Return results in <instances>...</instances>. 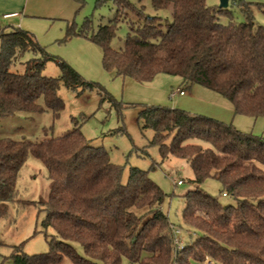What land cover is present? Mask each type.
<instances>
[{
    "label": "trees",
    "instance_id": "trees-1",
    "mask_svg": "<svg viewBox=\"0 0 264 264\" xmlns=\"http://www.w3.org/2000/svg\"><path fill=\"white\" fill-rule=\"evenodd\" d=\"M74 1L79 9L86 2ZM108 1L115 7L112 19L97 30L90 18L81 26L69 22L60 43L84 38L102 49L104 68L118 76L140 83L160 74L177 76L190 88L200 85L222 95L236 116L264 119V26L256 25L251 10H264V4L235 1L247 21L223 24L220 15L231 13L207 0H152L155 11H171L165 29L161 18L147 17L144 0L138 5L98 0L96 9ZM129 15L139 23L131 25L116 50L112 43ZM52 60L60 78L43 74ZM61 84L78 96L85 90L105 91L50 56L32 33L19 28L1 32L0 121L17 113L52 111L57 117L65 108ZM138 121L142 130L153 131L150 145L159 147L163 160L174 157L192 168L195 187L186 194L185 230L162 211L166 194L149 171L132 169L123 183V168L111 162L107 151L91 146L79 128L37 142L0 138V220L16 198L29 155L45 165L50 180L48 199L41 203L44 226L55 233L50 251L35 256L15 251L13 264H264V137L162 106L143 107ZM208 179L219 181L230 204L203 190ZM176 229L184 238L182 249Z\"/></svg>",
    "mask_w": 264,
    "mask_h": 264
},
{
    "label": "rangeland",
    "instance_id": "rangeland-1",
    "mask_svg": "<svg viewBox=\"0 0 264 264\" xmlns=\"http://www.w3.org/2000/svg\"><path fill=\"white\" fill-rule=\"evenodd\" d=\"M85 1V5L79 9V4L74 0H57V21L40 20L37 31L42 41L38 38V42L50 56L64 60L87 82L96 83L105 91L85 90L78 96L61 84L58 93L65 108L57 117L52 111L17 113L0 121V138L37 142L61 137L79 128L91 146L107 151L111 162L123 168V183L128 181L132 169L149 171V178L166 194L162 211L174 226L183 228L182 212L186 194L195 187L192 168L181 159H162L159 147L150 145L153 131L141 129L138 121L141 109L147 106L177 108L259 137H264V119L236 116L232 104L222 95L200 85L190 88L177 76L160 74L147 83L118 76L115 71L104 68L102 49L84 38L75 37L66 44L60 43L68 21H75L81 26L86 18H90L97 30L100 23L114 17L115 7L111 2L96 9L98 0ZM128 1L139 4V0ZM244 1L264 4V0ZM207 3L219 9V0H207ZM142 5L147 17L161 18L166 29L171 22V11H155L152 0H144ZM226 10L231 16L220 15L221 23L247 21L246 15L234 2L231 1ZM251 10L256 25L264 26V10L257 7ZM138 23L135 15H129L122 21L112 47L116 50L122 48L124 40L131 33V25L136 27ZM30 57L27 55L26 59ZM17 69L23 71L22 66ZM43 74L60 78L61 70L57 62L52 60L47 63ZM179 91L185 94L180 95ZM179 180L182 181L181 185H177ZM202 188L223 204L231 203L230 198L223 196L221 184L216 179H208ZM16 192L15 200L8 206L7 215L0 220V264H13L12 255L15 251L27 256L48 253L50 240L55 235L51 228L44 226L46 212L41 204L48 199L50 192L48 170L36 157L29 155L27 158L19 173ZM78 250L82 253L80 248ZM64 264L71 263L65 260Z\"/></svg>",
    "mask_w": 264,
    "mask_h": 264
},
{
    "label": "crops",
    "instance_id": "crops-1",
    "mask_svg": "<svg viewBox=\"0 0 264 264\" xmlns=\"http://www.w3.org/2000/svg\"><path fill=\"white\" fill-rule=\"evenodd\" d=\"M40 20L57 21V0H0V34L19 28L32 33L38 40Z\"/></svg>",
    "mask_w": 264,
    "mask_h": 264
},
{
    "label": "built area",
    "instance_id": "built-area-1",
    "mask_svg": "<svg viewBox=\"0 0 264 264\" xmlns=\"http://www.w3.org/2000/svg\"><path fill=\"white\" fill-rule=\"evenodd\" d=\"M180 95H184L185 92L184 91H179ZM182 182H178V184L180 185ZM176 233L179 236L177 239V244L179 246L180 249H182L183 244H184V238L182 237V232L179 229H176ZM208 264H213L212 262H209Z\"/></svg>",
    "mask_w": 264,
    "mask_h": 264
},
{
    "label": "water",
    "instance_id": "water-1",
    "mask_svg": "<svg viewBox=\"0 0 264 264\" xmlns=\"http://www.w3.org/2000/svg\"><path fill=\"white\" fill-rule=\"evenodd\" d=\"M235 2V1H238V0H219V8L220 9H228L229 5H230V2Z\"/></svg>",
    "mask_w": 264,
    "mask_h": 264
}]
</instances>
